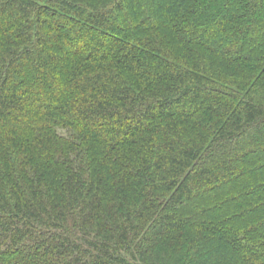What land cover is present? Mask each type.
<instances>
[{
	"label": "trees",
	"instance_id": "1",
	"mask_svg": "<svg viewBox=\"0 0 264 264\" xmlns=\"http://www.w3.org/2000/svg\"><path fill=\"white\" fill-rule=\"evenodd\" d=\"M0 264H264V0H0Z\"/></svg>",
	"mask_w": 264,
	"mask_h": 264
}]
</instances>
